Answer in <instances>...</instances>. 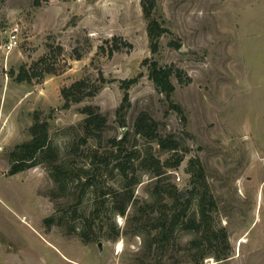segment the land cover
<instances>
[{
	"label": "rangeland",
	"instance_id": "obj_1",
	"mask_svg": "<svg viewBox=\"0 0 264 264\" xmlns=\"http://www.w3.org/2000/svg\"><path fill=\"white\" fill-rule=\"evenodd\" d=\"M154 14L168 28L155 53L141 0H0V264H194L190 255L203 253L200 264H264V0H157ZM14 26L19 44L6 52ZM147 57L183 71L171 77L183 115L149 77ZM22 70L29 81L18 80ZM137 74L121 126L120 80ZM102 76L95 95L63 107V87ZM87 104L107 122L82 143ZM141 111L180 142L178 166H164L176 156L135 133ZM37 112L50 152L9 174ZM192 158L217 208L208 229L179 217L162 240L175 210L165 203L184 202L193 186Z\"/></svg>",
	"mask_w": 264,
	"mask_h": 264
},
{
	"label": "trees",
	"instance_id": "obj_2",
	"mask_svg": "<svg viewBox=\"0 0 264 264\" xmlns=\"http://www.w3.org/2000/svg\"><path fill=\"white\" fill-rule=\"evenodd\" d=\"M142 10L145 18L147 19V34L150 41L151 51L153 53L158 51L160 37L168 31V28L160 21L154 14L157 7V0H141ZM130 46V43H127ZM41 57L39 60H42ZM143 63L148 65L149 77L155 83L159 91L163 92L166 98L170 101L171 107L175 108L181 115H183V109L178 104L171 100V96L175 91V85L172 81V74L176 73L179 78H182L183 71L175 68L173 65H161L156 59L147 57L143 60ZM47 71L51 72L52 68H48ZM32 75H29L27 71L22 70L18 76V80H30ZM140 78V74H137L131 78H125L120 80V87L123 90L122 100L117 107L116 113L119 118L121 126L125 124L124 113L130 105V87L135 84ZM104 77L96 83L88 84V81L84 78L78 79L72 82L69 86H65L61 89V95L64 99L63 107H69L73 102H80L85 96L95 95L101 88ZM81 111L85 113L81 124L85 131V136L81 138L82 143L87 142L88 136L95 132L101 131L105 126L107 119L101 113L98 106L87 104L82 107ZM134 130L139 136L153 140L157 143L158 147L162 151H171V156H176L174 162L168 165L169 158L165 159L163 164L167 167L178 166L184 158V153L179 151L180 142L174 137L173 134H162L159 132V122L155 120L146 111H141L137 114L134 120ZM29 133L31 135L28 141L18 144L15 150L11 152L10 161L11 165L8 170L9 174H15L21 170L32 167L39 163L41 155L50 152V139L48 132V122L40 119L38 112L34 116V122L29 127ZM186 150V149H185ZM132 156V152L129 153L127 159ZM189 165L194 166L193 170V186L183 196L185 201L180 202L178 196L174 199H169L165 204H172L175 206L173 214L169 219L163 221L162 228L160 229V238L163 240L167 234L173 229L179 217L186 218L185 226L190 227L194 224L198 226L205 224L206 228L210 227L212 211L217 208L216 201L211 193L209 186L205 180L204 169L198 158H192L189 160ZM115 167L119 168L121 172H124L129 168L125 166L123 162L117 163ZM161 168V167H160ZM163 171L157 169L153 172L156 177V182L161 181V174ZM190 172V170H189ZM192 172V171H191ZM53 177L58 181L56 171H53ZM198 187L200 188L198 190ZM196 198V207L192 216H190L185 209L188 202ZM117 211L121 214L125 212V204L121 203L118 206ZM46 220L51 221L53 217H48ZM222 241L224 244H228V237L225 229L221 232ZM207 254L203 253L200 256L190 255V260L194 264H200L201 259ZM217 259L227 257V253H215L213 254Z\"/></svg>",
	"mask_w": 264,
	"mask_h": 264
},
{
	"label": "built area",
	"instance_id": "obj_3",
	"mask_svg": "<svg viewBox=\"0 0 264 264\" xmlns=\"http://www.w3.org/2000/svg\"><path fill=\"white\" fill-rule=\"evenodd\" d=\"M19 44V27L14 26L10 29L6 36V41L3 44V49L6 52L11 51L15 47H17Z\"/></svg>",
	"mask_w": 264,
	"mask_h": 264
},
{
	"label": "bare ground",
	"instance_id": "obj_4",
	"mask_svg": "<svg viewBox=\"0 0 264 264\" xmlns=\"http://www.w3.org/2000/svg\"><path fill=\"white\" fill-rule=\"evenodd\" d=\"M117 247H118V249H120L121 248V245L119 244Z\"/></svg>",
	"mask_w": 264,
	"mask_h": 264
},
{
	"label": "water",
	"instance_id": "obj_5",
	"mask_svg": "<svg viewBox=\"0 0 264 264\" xmlns=\"http://www.w3.org/2000/svg\"><path fill=\"white\" fill-rule=\"evenodd\" d=\"M100 245V244H99Z\"/></svg>",
	"mask_w": 264,
	"mask_h": 264
}]
</instances>
